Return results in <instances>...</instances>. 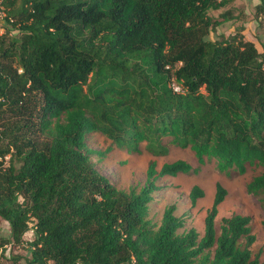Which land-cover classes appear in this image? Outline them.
I'll return each instance as SVG.
<instances>
[{"label": "trees", "instance_id": "trees-1", "mask_svg": "<svg viewBox=\"0 0 264 264\" xmlns=\"http://www.w3.org/2000/svg\"><path fill=\"white\" fill-rule=\"evenodd\" d=\"M228 3L0 0L21 33L8 45L0 36V217L14 243L35 220L30 264H261L250 217L234 214L216 226L223 185L203 236L180 233L185 220L175 206L153 228L158 180L198 169L151 162L144 186L120 190L96 168L87 141L100 133L118 149L145 144L160 157L170 137L199 165L215 160L220 173L264 167V57L240 33L210 38L222 22L209 12ZM256 12L264 19V0ZM172 78L185 93L173 92ZM9 112L20 118L10 122ZM33 133L48 141L40 145ZM247 192L264 195V174ZM204 196L193 186L192 206Z\"/></svg>", "mask_w": 264, "mask_h": 264}, {"label": "rangeland", "instance_id": "rangeland-1", "mask_svg": "<svg viewBox=\"0 0 264 264\" xmlns=\"http://www.w3.org/2000/svg\"><path fill=\"white\" fill-rule=\"evenodd\" d=\"M257 0H229L224 8L211 10L209 15L220 22L219 26L210 33L212 40H222L235 34H242L248 41H252L264 57V19L256 12ZM9 10H5L0 18V36L6 41V45L21 35L18 27H14L11 21L6 19ZM13 18V17H12ZM14 20L16 18H13ZM11 114V115H10ZM9 115L10 122L20 117ZM23 120V119H22ZM3 125H0V132ZM40 145L48 141V137L42 133L31 134ZM89 148L94 152L91 159L96 168L120 190L137 191L146 183V172L151 162H156L160 169L165 163L184 160L192 165L197 172L180 174L177 177H167L158 180V185L163 188L155 194L154 201L150 204L148 220L153 228L161 224L165 209L175 206L177 217L185 220L183 233L191 228L197 229L200 236L204 235L205 217L211 209L216 192V185L220 183L227 190V197L219 207L216 219L217 228L225 217L241 214L251 218V227L256 241L251 250L254 256L259 257L264 264V203L263 196H254L247 192V185L253 177L264 174V167L249 166L243 175L232 171L230 174L220 173L216 168L215 160H208L205 165L198 164L195 153L187 148L183 149L175 145L172 138H164L163 143L169 152L165 156L156 157L149 153L145 144H142L139 152L128 153L112 145L104 135L92 133L87 137ZM112 147L110 153H105ZM98 153H105L100 155ZM9 156L6 158L4 168L8 166ZM200 186L205 196L198 200L195 207L192 206L189 193L193 186ZM23 200L21 199V202ZM35 220L29 224L30 230L24 235L20 243H14L10 224L0 217V264H30L32 257L31 243L35 240Z\"/></svg>", "mask_w": 264, "mask_h": 264}, {"label": "built area", "instance_id": "built-area-1", "mask_svg": "<svg viewBox=\"0 0 264 264\" xmlns=\"http://www.w3.org/2000/svg\"><path fill=\"white\" fill-rule=\"evenodd\" d=\"M3 14H4V10L2 7H0V18L3 17ZM261 19H263V17L261 16L260 17ZM12 22L13 20L10 19ZM171 67H167V69H170ZM169 86L170 88L173 90L174 93H177V94H183L185 93V89L182 85H180L174 78H172L169 82Z\"/></svg>", "mask_w": 264, "mask_h": 264}, {"label": "crops", "instance_id": "crops-1", "mask_svg": "<svg viewBox=\"0 0 264 264\" xmlns=\"http://www.w3.org/2000/svg\"><path fill=\"white\" fill-rule=\"evenodd\" d=\"M259 4V0H257L256 6Z\"/></svg>", "mask_w": 264, "mask_h": 264}]
</instances>
